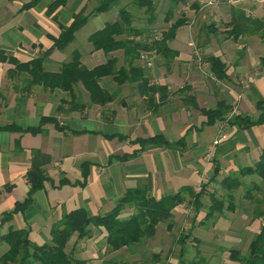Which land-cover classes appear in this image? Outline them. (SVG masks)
<instances>
[{"label": "crops", "instance_id": "1", "mask_svg": "<svg viewBox=\"0 0 264 264\" xmlns=\"http://www.w3.org/2000/svg\"><path fill=\"white\" fill-rule=\"evenodd\" d=\"M30 1L0 0V52L5 57L26 63L51 50L43 67L48 72H58L71 54L78 52L81 65L91 69L103 64L107 57L102 51L93 50L88 37L116 20L119 8L126 7L132 14L134 27L155 34H161L181 19L185 20L184 24L167 42L168 48L177 55L169 66H165L160 55L152 56V67L146 68L150 83L167 86L172 93L176 91L172 88L188 85L189 95L195 98L199 108L213 109L222 100L232 109L236 107L237 114L247 115L252 121L257 119L259 112L255 108L252 89L264 98V67L258 65L264 56V44L255 40L248 42L245 36L233 42L225 31L230 29L231 7L241 9L246 16L262 18L264 0H239L235 4L217 0L219 5L206 7L204 4L208 0H152V23L145 10L137 8L133 0H120L110 10L99 14H91L98 0H67L51 14L46 9L53 0H37L32 7L22 8ZM78 12L89 15L86 24L65 49L53 48V39L58 37L60 27L69 26L72 16ZM200 12L204 13L200 15ZM192 14L201 20L193 29L188 26ZM210 24L216 27V33L206 28ZM146 36L144 33L132 35V38L139 42ZM189 38H193L200 48L203 59L217 57L225 64L226 84L210 76L206 61L204 75L210 79L193 68ZM109 56L117 59V67L126 66L121 50ZM134 63L143 67L140 59ZM12 71L14 64L8 60L0 61V219L27 196L30 188L26 178L28 171L40 170L46 180L43 187L32 194L30 205L0 226V234L10 228L23 229L32 243L42 245L50 240L52 224L75 209L82 208L89 216L104 215L115 207L127 190L140 187L155 199L173 195L183 188L193 191L200 181L197 169H203L205 182L209 178L212 183L223 178L225 171L233 172L253 165L264 148V122L247 129H239L228 121L206 125V118L197 110L183 106L179 95L170 94L156 110L144 102L145 98L133 89V85L124 84L118 88L105 78L102 82L107 89L117 92L113 102L103 108L88 106L87 94L78 85L74 88V96L85 108L69 109L66 105L58 110L60 99L70 101L65 93L40 86L30 88L25 73L13 74ZM207 80L212 83V90L208 89ZM42 116L55 118L56 125L48 123L37 133L28 131L39 125ZM8 125L15 128L3 129ZM160 134L171 143L180 139L183 143L172 148L152 145L141 148L136 142ZM216 139L219 142L214 145ZM211 148V161L204 164L205 154ZM215 168L218 172L214 175ZM132 211L133 208L125 206L119 217L126 218ZM183 213L187 217L188 210L183 202L171 211L175 226ZM199 214L190 215L191 224L197 221L203 227L206 218ZM161 228L164 233L159 234ZM91 233L89 239L79 240L76 234L69 239L66 252L74 261L83 264H163L160 260L155 261L153 256L161 257L164 245L168 247L167 240L172 242L166 224L158 223L154 236L147 239L152 254V262H149L140 261L139 257L144 253L140 245L147 240L129 250L108 252L104 229L91 226ZM192 239L195 243L200 242L195 235ZM172 244L168 250L174 249L177 257L171 255L164 264H179L191 248L187 242L183 246L176 243L172 247ZM6 250L7 246L1 244L0 254Z\"/></svg>", "mask_w": 264, "mask_h": 264}, {"label": "trees", "instance_id": "2", "mask_svg": "<svg viewBox=\"0 0 264 264\" xmlns=\"http://www.w3.org/2000/svg\"><path fill=\"white\" fill-rule=\"evenodd\" d=\"M67 0H53L47 5L46 12L51 14L59 6L66 3ZM120 0H98L96 7L91 14H99L110 10L117 5ZM37 0H32L22 8L32 7ZM137 8L144 9L151 23L154 22V6L152 0H133ZM230 29L225 31L227 38L236 42L241 36H256L264 44V16L262 18H253L246 16L244 11L239 8L231 7L230 10ZM89 15L78 12L72 16V22L67 27H60V33L57 38L53 39V48L58 50L65 49L73 40L75 33L81 29L87 22ZM168 22V20H165ZM185 20L178 19L170 24L168 29L161 34H155L148 29L134 27L132 14L121 7L117 13V19L108 22L101 30H98L88 37L93 50H100L107 57L103 64L88 69L81 65L78 52H73L68 62L63 63L58 72H48L44 69L43 64L51 50L42 52L39 56L31 58L26 63H19L12 57H5L0 52V61L8 60L14 64L13 74L25 73L28 76V84L40 86L49 91H60L65 93L69 102L60 99L58 110H62L66 105L69 109L85 108L74 96V88L80 85L88 98V106L105 107L116 99L117 92L107 89L102 82L107 78L119 88L124 84L133 85V89L144 97V102L149 107L156 110L165 103L170 96L179 95L183 106L191 107L203 115L206 120L204 124L211 125L216 122L228 121L230 124L237 126L239 129H247L254 124L264 122V98L252 89L254 104L259 112L255 121H252L247 115H235L230 121L229 116L232 107L225 101H218L213 109L199 108L195 98L189 95L190 87L184 85L173 93L168 90L167 86L150 83L147 77L145 63L143 67L136 65V59L144 54L147 59H152L153 55H160L164 58L165 66H169L176 57V53L170 50L167 42L171 40L176 30L184 24ZM216 33V27L210 24L206 27ZM147 36L142 41H135L132 35ZM122 36H125L123 38ZM121 50L126 61V66L117 67V59L109 55L115 51ZM142 61V60H141ZM208 62L210 76L216 81L225 82L228 80L225 64L217 57L203 59ZM260 64L264 67V56L260 58ZM151 68V67H150ZM168 68V67H166ZM72 102V103H71ZM68 103H71L68 105ZM48 123L56 125V119L53 117H40L39 125L27 129L32 133L42 130V127ZM15 127L8 125L3 127L5 130H12ZM140 147L147 145L172 148L183 143V139L176 142H169L163 135L138 139L136 141ZM218 168H215L214 175L217 174ZM239 175L255 176L264 186V148H262L258 160L252 167H242ZM27 181L30 184L29 191L25 199L17 202L14 208L2 215L0 226L10 221L13 214L22 211L28 207L32 201V194L43 187L46 176L40 170H31L26 174ZM223 188L233 190L241 186L238 177H224L220 182ZM259 183H252V187L247 190L246 197L250 202L255 203L253 208V219L259 220V230L252 237L248 245L247 253L242 255L235 249L229 250V259L237 264H264V190ZM205 188V187H203ZM253 191L260 193V198L253 194ZM188 194L190 199H194L196 207L199 204V194H195L190 188H183L180 192L173 195L163 196L155 199L150 196L144 188H135L127 190L120 197L115 207L104 215L89 216L82 209L78 208L64 214L58 221L52 224L50 229V240L42 245L32 243L28 238V233L23 229H8L4 234H0V246L5 244L7 250L0 254V264H83L81 261H74L72 256L66 252V245L72 235L76 234L77 239H89L92 236L91 226L103 228L106 232L105 243L108 252H116L122 249H132L144 240L150 239L155 234V228L158 223H166V228L170 231L173 227L171 211L184 201V196ZM228 201H233L231 194H227ZM210 206L206 213V218H210L215 211L222 209L223 203L218 201L215 195L210 196ZM125 206L133 208L132 213L126 218H120L119 214ZM234 207L230 203L227 209L232 210ZM190 237L189 233L178 238L177 243L183 246L185 241ZM155 261L160 257L153 256ZM202 260V259H200ZM179 264H196L195 260L186 262L185 259L179 261Z\"/></svg>", "mask_w": 264, "mask_h": 264}, {"label": "rangeland", "instance_id": "3", "mask_svg": "<svg viewBox=\"0 0 264 264\" xmlns=\"http://www.w3.org/2000/svg\"><path fill=\"white\" fill-rule=\"evenodd\" d=\"M217 5H219V2L216 3V6ZM204 7H206L205 4H204ZM202 8H203V5H202ZM222 9L226 10L225 7ZM203 13L204 12H200L199 14L202 15ZM199 18L200 17H196V18L193 17V14H192V21L188 23L189 28L192 27L193 29L197 27L198 23L201 22ZM245 37L248 42L255 40V42L257 41L258 43L263 44L260 38L256 36L255 37L245 36ZM189 39H190L189 43L192 41L194 42V40H192L193 38H189ZM204 65L201 69L197 68L196 66L193 68H195L196 71H199V73L202 74V76H204L205 78H208L206 75H204L206 74V68L204 67ZM258 65L259 66L261 65L260 62H258ZM210 81L212 82L213 80L211 79ZM210 81L208 82L207 80V87L209 90H212L211 89L212 83ZM224 83L226 84V82ZM228 87L231 88V86L229 85ZM172 89L177 90L176 87ZM236 112H237V109L235 110V113L231 112L229 116L233 119V116L237 115ZM212 150L213 148L208 150V153L205 154V158L203 160L204 164L209 163L211 161ZM253 165L249 167H252ZM240 169L241 168L233 172L225 171L224 175L222 176L223 178L224 177H238L239 178L241 182V186H239L238 188H234L233 190H230V191L226 188H223L220 185L219 182L223 178H220L218 181L215 180L212 183L210 180H208L209 179L208 178L205 182V176L203 175L204 174L203 169H200V168L197 169L198 175L200 176V178L203 177L204 179V182L202 183V188L200 190V192L202 191V194L199 197V204L196 207L193 197L192 199H190L189 196L187 195L184 196L183 206L185 207V210H188L187 217H184L186 214L183 213V217L181 218L177 226L173 224L172 229L169 231L170 236L172 238V242H171V239L170 240L168 239L167 240L168 247L165 246L166 244L164 245L165 247L163 250L164 252L161 253L160 255L161 263L164 264L166 259H168V257H170L171 255H172L171 257H177V253L174 249L172 250V252L168 249L169 247H171L170 244L173 243L172 244V247H173V245L177 243L178 238L182 235H185L186 233H189L190 237L185 242H187V245L191 247L188 250L187 254L185 255L184 259L186 262H191L192 260H195L196 264H237L235 262H231L230 259H228L229 250L235 249L242 255L247 253L249 242L259 230V220L253 219V208L255 207V203L250 202V200H248V198L246 197V193H247V190L252 187L253 182L259 183V184L261 182L255 176H244V177L240 176L239 175ZM259 186L263 188L264 190V186L262 184H260ZM227 194L232 195L233 197L232 202L227 200L226 198ZM253 194L256 197L260 198L261 194L258 193L257 191H253ZM211 195H215L216 199L223 203V206L220 211L219 210L215 211L210 218H206L205 214L207 213L208 208L211 203L210 202ZM229 203L233 205L234 207L232 210L227 209ZM198 212H200L199 217L205 216L206 218L203 223L204 225L203 227L198 225L197 221H194L191 224L190 215L193 216L195 213H198ZM162 233H164V230L161 228L159 230V234H162ZM194 235L200 240L199 243H195L193 241L192 238ZM176 248H178V246ZM140 249L141 251H144V253L139 255L140 261L147 260L149 262H152V260L150 259L152 255L150 252V240H147V242H145L144 244H141Z\"/></svg>", "mask_w": 264, "mask_h": 264}, {"label": "built area", "instance_id": "4", "mask_svg": "<svg viewBox=\"0 0 264 264\" xmlns=\"http://www.w3.org/2000/svg\"><path fill=\"white\" fill-rule=\"evenodd\" d=\"M238 1H239V0H228V2H229L230 4H234V3L238 2ZM216 2H217V0H208V1L205 3V5H206V6H213V5L216 4ZM189 46H190V48H191V54H192V58H193V59H192L193 64H194L197 68L201 69V68L203 67V65H204V62H203V55H202V52L200 51V48H199V47H198L193 41L189 43ZM140 58H141V60L145 63V66H146V67H148V68L152 67V64H153L152 59H147L146 56H145L144 54H142V55L140 56ZM235 110H236V108H233V109H232V113H235ZM218 142H219V139H216V140L213 142V144L215 145V144H217ZM203 182H204V179H203V177H201L199 183H198L197 186L193 189L194 192H195L196 194H198V193L200 192V190H201V188H202V183H203Z\"/></svg>", "mask_w": 264, "mask_h": 264}]
</instances>
